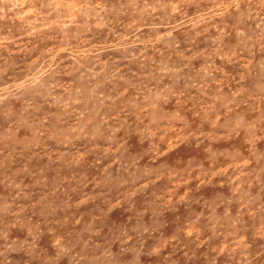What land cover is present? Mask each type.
<instances>
[{
    "label": "clouds",
    "instance_id": "1",
    "mask_svg": "<svg viewBox=\"0 0 264 264\" xmlns=\"http://www.w3.org/2000/svg\"><path fill=\"white\" fill-rule=\"evenodd\" d=\"M0 264H264V0H0Z\"/></svg>",
    "mask_w": 264,
    "mask_h": 264
}]
</instances>
